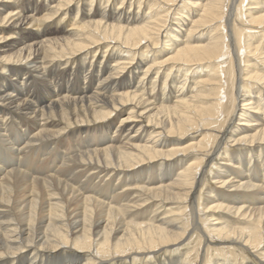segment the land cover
Masks as SVG:
<instances>
[{
	"label": "bare ground",
	"instance_id": "obj_1",
	"mask_svg": "<svg viewBox=\"0 0 264 264\" xmlns=\"http://www.w3.org/2000/svg\"><path fill=\"white\" fill-rule=\"evenodd\" d=\"M248 4L0 0V136L28 124L18 149L36 156L89 141L54 176L3 169L0 264H158L147 257L170 248L167 263L205 264L210 243L253 258L217 250L211 264H264V0ZM192 63L209 70L188 77ZM215 64L233 77L228 112ZM201 122L214 134L194 141Z\"/></svg>",
	"mask_w": 264,
	"mask_h": 264
},
{
	"label": "rangeland",
	"instance_id": "obj_2",
	"mask_svg": "<svg viewBox=\"0 0 264 264\" xmlns=\"http://www.w3.org/2000/svg\"><path fill=\"white\" fill-rule=\"evenodd\" d=\"M250 0H243V9L242 10H246L248 7H251L250 5H252V4H248V6H247V3L249 2ZM180 5V4H179ZM177 7H178V5H177ZM164 8H166V6L164 7ZM173 9L174 8H172V11H173ZM226 10V8H224V11ZM147 11V10H146ZM162 14H164V13H161V15ZM160 18V17H159ZM175 18V19H174ZM177 18H179V15L178 14H175L173 17L172 16H170V19H174V20H171L170 21V23L168 22V28H167V30L166 29H164V30H166L165 32H166V34L168 35V33H170L169 32V29H171V28H173V25H174V23L175 22H177L178 21V19ZM72 22V21H71ZM71 22H68V25H67V27L66 28H70L71 27V25H70V23ZM210 24V23H209ZM208 24V25H209ZM158 27V26H157ZM212 27V26H211ZM175 28H176V26H175ZM209 29H211V28H209ZM225 30H226V26H225ZM224 30V31H225ZM257 29H247V30H245L246 32H247V34H253V33H256V32H254V31H256ZM259 31L261 30V28H259L258 29ZM257 30V31H258ZM223 31V32H224ZM210 32H213V33H215V35H217L218 36V32L217 31H210ZM257 34V36H259L260 35V33L259 32H257L256 33ZM205 38H207V35L205 36ZM264 38H261V41H262V43H261V47H263L264 48V40H263ZM221 40V39H220ZM241 40H243V37H241ZM109 41H111V40H109ZM224 41H227V37L224 39ZM260 41V39L259 40H254V41H252L251 40V42H252V44H253V46H259V43L261 42ZM162 42H163V40H162ZM160 44L157 46L158 47V49L161 47V42H159ZM241 45H242V43H241ZM142 50V49H141ZM241 53L242 54H244V51L243 50H241ZM248 54H250V53H247V55L246 56H248ZM227 56H228V54H224L222 57H220V58H218V56L215 58V60H213V62L214 63H216V64H218V61H221V64H220V68H222V69H224V70H227V72H229L230 71V64H229V62L228 61H226L225 59L227 58ZM261 58H264V56H262ZM254 60H256V59H252L251 61H254ZM249 63H251V62H249ZM216 64H215V66H213L212 65V68H216V69H219V67H216ZM261 65H262V63H260ZM260 65V66H261ZM200 66H202V67H205V68H207L208 66L207 65H205V64H203V63H201V64H199V65H197V64H190V66H189V72H188V77H192V75H193V73H194V71L195 72H197V74L200 72L201 73V71H202V69L203 68H200ZM199 67V68H198ZM208 70H209V67L207 68ZM207 72V71H206ZM258 72L259 73H263L264 72V70L262 71V70H260V68H259V70H258ZM220 75V77H221V79H222V85H223V89L222 90H224V92L222 93V96H224L223 98H222V101L223 102H226V105H225V110L228 112V111H230L231 109H232V102H230V94H231V88H232V86H231V83H232V76L231 75H229V74H226L225 76L223 75V74H220V69H219V74H218V76ZM201 76V75H200ZM209 76L207 75V77H205V79H207ZM224 79V80H223ZM252 84H254V83H252ZM35 88V92L36 93H38L39 94V96L40 95H43V94H45L46 92H47V89L46 88H43L41 85H39V84H36V86L34 87ZM254 92L255 91H258V87H255V85H253V89H252ZM38 91V92H37ZM126 115V113H118V114H116L115 116H113V118H114V122L116 123V124H118V122H119V120H120V118H122V117H124ZM220 119H221V117H220ZM15 120V119H14ZM13 120V121H14ZM15 121H17V119L15 120ZM14 121V122H15ZM199 121H197L196 123H198ZM192 123H194V122H192ZM196 123H194V124H196ZM17 124H18V126L20 127V128H15L13 125L12 126H10L9 128L7 127V128H4V130H3V134H4V136H0V143L1 144H5V146L4 145H1L0 144V156L1 155H3V157L1 156L0 157V172L2 173H4V170H5V172H7V170L8 171H10L9 169L11 168V170H15L16 169V171L17 172H21L22 173V171H23V174L25 175L26 174V176L27 177H30V178H39L40 176L41 177H49L50 175L51 176H54L55 174L54 173H57V171H58V168L60 167V165L63 163V160L62 159H64L66 156H68V155H71V151L73 152L74 150H75V152H79V150L81 151V150H83L85 147H83V146H86V145H88V143H89V141H88V139L85 137V136H83L82 138H79L78 140H75L74 142L73 141H71L72 142V144H71V142H70V144H69V151L68 150H65V148L64 147H61V146H57L54 150L55 151H51V154H50V152L48 151L47 153L45 152V151H42L41 149H39V152L37 153V156H36V154L35 153H33V149H31V148H29L28 150H26L27 151V153L26 154H20V152H19V149L22 147L21 145H25V142H27V140H28V134L31 132V130H32V128L28 125V124H26L25 126L22 124V122H17ZM206 122H201V125H202V127H203V131H194V132H192L191 133V136L194 138V141H197V140H199L200 138H202L203 136L205 137L206 135H207V137H206V139H208L209 137H210V134H214V132H212V131H210L209 129H208V126H206ZM218 123H215L214 124V126H216ZM216 129H220L219 127H215ZM8 129H9V131H8ZM31 129V130H30ZM14 132V133H12V131ZM200 130V129H199ZM202 130V129H201ZM217 130V131H218ZM15 131H16V133H15ZM21 131V132H20ZM20 132V133H19ZM9 133V134H8ZM23 133V134H22ZM206 134V135H205ZM22 135H23V137H22ZM11 136V137H10ZM3 137H5V138H3ZM13 137V138H12ZM20 137V138H19ZM203 137V138H204ZM5 139V140H4ZM24 139V140H23ZM4 140V141H3ZM80 140V141H79ZM14 141V142H13ZM19 141V142H18ZM8 142H10V143H8ZM77 142V143H76ZM80 142V143H79ZM85 142V143H84ZM81 144V145H80ZM79 145V146H78ZM21 146V147H20ZM5 147V148H4ZM18 147H20L19 149H18ZM61 147V148H60ZM77 147H78V149H77ZM81 147H83L82 149H81ZM3 148V149H2ZM62 148H63V150H62ZM71 149V150H70ZM3 150V151H2ZM65 150V152L66 151H68V152H66V155L65 156H63L62 155V152L61 151H64ZM77 150V151H76ZM28 151H29V153H28ZM33 153H31V152ZM2 152V153H1ZM6 152V153H5ZM45 152V154H47L46 155V158H45V155L44 156H42L43 154L42 153H44ZM69 153V154H68ZM12 154V155H11ZM13 154H15V155H13ZM19 154V155H18ZM35 154V155H34ZM38 154H40L39 156H38ZM49 154L51 155V157H49ZM58 154H59V156H58ZM68 154V155H67ZM7 155V156H6ZM21 155V156H20ZM54 155V156H53ZM56 155V156H55ZM60 155H62V156H60ZM13 156V157H12ZM22 156H23V159H24V157L25 156H27V158L25 157V159L23 160L22 159ZM32 157V158H30V157ZM36 156V157H35ZM53 156V157H52ZM8 159H7V158ZM15 157V158H14ZM48 157V158H47ZM21 160H20V159ZM37 158V159H36ZM3 159V160H2ZM11 159V160H10ZM16 159V160H15ZM27 159H29V160H27ZM31 159V160H30ZM42 159V160H41ZM6 160V161H5ZM23 161V162H25V163H23L22 162V164H21V162H19V161ZM26 160V161H25ZM33 160V161H32ZM38 160H40V161H38ZM44 160V161H43ZM47 160V161H46ZM58 160V161H57ZM60 160V161H59ZM3 161V162H2ZM27 161H28V163H30L31 161H32V164L30 163L29 165H27L28 163H27ZM43 163H42V162ZM54 161V162H53ZM62 161V162H61ZM10 162H12V163H10ZM18 162V163H17ZM51 162V163H50ZM43 165H42V164ZM48 163V164H47ZM6 164V165H5ZM15 164V165H14ZM21 166H20V165ZM54 164H56V166L54 165ZM12 165H14V168H13V166ZM18 166V167H15V166ZM37 165H39V166H37ZM45 165H47V166H45ZM49 165V166H48ZM30 166H32V167H30ZM36 166V167H35ZM43 166H45V167H43ZM52 166V167H51ZM38 167V168H37ZM41 167H43V170H42V168ZM46 167H47V169H46ZM57 167V168H56ZM37 168V170H35ZM53 168L55 169V170H53ZM4 169V170H3ZM33 169V170H32ZM52 169V170H51ZM34 171H35V173H34ZM39 171V172H38ZM46 171H48V172H46ZM52 171V172H51ZM54 171V172H53ZM37 172V173H36ZM3 173L2 174H0V176L2 177L3 176ZM28 173V174H27ZM30 173V174H29ZM31 175H33V176H31ZM212 175H213V173L210 175L211 177H212ZM0 177V178H1ZM40 177V178H41ZM187 212H189V208H187V210H186ZM189 218H190V212H189ZM197 220H198V218H197ZM200 220V219H199ZM201 221V220H200ZM212 223V222H211ZM211 223H208V221H207V224L208 225H212ZM201 227H203V226H201ZM194 233H196V232H194ZM196 241H197V238H196V234H190L188 237H187V239L183 242V246L181 247V248H184V247H187V250H191V252H190V259H193L192 261H196V258H197V256H195V249L197 248V247H199V245L197 246V243H196ZM219 245L218 244H216V245H214V244H212V243H210L208 246H206V247H204V249L205 250H203L205 253H207V256H205V258L203 259V261H205L206 259V262H205V264H211L213 261H212V259H210V257H211V255H212V253H214L213 251H215V253H217V250H219L218 251V253L217 254H219V255H221L222 257H224V258H230V256L231 257H233V258H236L237 260H241V258L244 260L245 259V261H247V262H252V260H253V258H252V256L247 252L246 254H244V253H242L241 254V252H239V254H238V252L237 251H235L234 249H233V247L232 246H230V245H220V247H218ZM226 246V247H225ZM228 246V247H227ZM209 247V248H208ZM222 247V248H221ZM191 248V249H190ZM193 248V249H192ZM171 250H169V249H167V250H165V251H163V252H161V253H159V254H157V255H155L154 257H147V259H153V258H155V259H157L158 261H154L153 260V262H157L158 264H163V263H166V264H170L169 262L167 263V261L169 260V259H171V257L173 256V255H175V254H178V253H180V248H179V250L178 251H172V249H174V248H170ZM220 249H221V251L222 252H220ZM225 251H226V253H225ZM206 255V254H205ZM233 255V256H232ZM169 256H171V257H169ZM210 256V257H209ZM236 256V257H235ZM169 257V258H168ZM208 257V258H207ZM259 257H260V255H259ZM166 260V261H165ZM199 260H200V258H199ZM249 260V261H248ZM162 261V262H161ZM207 261H209V262H211V263H209V262H207ZM56 262H58V261H52V263L51 264H54V263H56ZM60 262V261H59ZM59 262H58V264H59ZM160 262V263H159ZM171 262H172V260H171ZM259 264V263H258Z\"/></svg>",
	"mask_w": 264,
	"mask_h": 264
}]
</instances>
